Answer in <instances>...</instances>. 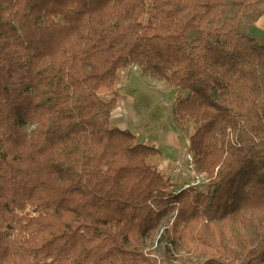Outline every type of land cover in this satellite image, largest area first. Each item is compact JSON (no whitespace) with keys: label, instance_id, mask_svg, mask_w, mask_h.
<instances>
[{"label":"trees","instance_id":"1","mask_svg":"<svg viewBox=\"0 0 264 264\" xmlns=\"http://www.w3.org/2000/svg\"><path fill=\"white\" fill-rule=\"evenodd\" d=\"M263 16L264 0H0V264H264V41L246 28ZM134 65L179 90L207 184L180 187L113 125Z\"/></svg>","mask_w":264,"mask_h":264},{"label":"rangeland","instance_id":"2","mask_svg":"<svg viewBox=\"0 0 264 264\" xmlns=\"http://www.w3.org/2000/svg\"><path fill=\"white\" fill-rule=\"evenodd\" d=\"M246 28L251 30L258 41H264V16L255 27L250 28L246 23ZM118 90L122 96L114 113L113 125L130 130L141 143L159 149L162 155L155 158L159 168L169 174L180 187L190 184L193 171L189 168L187 155L190 154L192 131L182 132L174 124L172 116V107L180 95L179 90L144 75L138 65L129 67L123 73ZM102 96L107 97L108 94L102 93ZM178 165H182L180 173L176 172ZM162 232L163 228L158 234ZM154 248L160 250L157 241L154 242ZM158 253L161 254V250Z\"/></svg>","mask_w":264,"mask_h":264},{"label":"built area","instance_id":"3","mask_svg":"<svg viewBox=\"0 0 264 264\" xmlns=\"http://www.w3.org/2000/svg\"><path fill=\"white\" fill-rule=\"evenodd\" d=\"M193 158L194 157L190 152V154L187 155V162L189 163V168L192 169L193 171L192 172L193 180L190 183V185L196 187V186H200L203 184H207L209 182L208 178L204 174H201L199 171H197ZM181 168H182V165H178L176 172L180 173L182 171Z\"/></svg>","mask_w":264,"mask_h":264},{"label":"crops","instance_id":"4","mask_svg":"<svg viewBox=\"0 0 264 264\" xmlns=\"http://www.w3.org/2000/svg\"><path fill=\"white\" fill-rule=\"evenodd\" d=\"M187 185H188V184H187ZM187 185H186V186H187Z\"/></svg>","mask_w":264,"mask_h":264}]
</instances>
